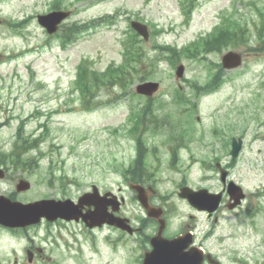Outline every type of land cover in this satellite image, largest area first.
Segmentation results:
<instances>
[{"label":"rangeland","instance_id":"1","mask_svg":"<svg viewBox=\"0 0 264 264\" xmlns=\"http://www.w3.org/2000/svg\"><path fill=\"white\" fill-rule=\"evenodd\" d=\"M52 1L0 0V149L10 148L20 118L36 109L45 115L50 110H58L48 118L49 129L39 141V150L30 152H42L39 167L33 173L10 169L0 179V194L14 193L21 202L61 197L55 186L57 181L54 186L45 184L52 169L56 175L67 176L69 197L88 190L91 184L112 190L125 199L119 213L132 223L138 222L143 208L121 169L136 155L135 142L126 131L130 104L143 103L146 98L117 95L120 91L117 88L111 90L103 86L107 91L96 96L103 102L101 107L83 111L77 108L79 102L72 80L81 59H86L90 68L102 72L113 62L118 63L128 24L130 20H139L146 23L152 33L148 41L142 42L146 56L140 73L145 80H150L152 75L161 83L159 91L151 97V104L163 101L164 110L157 114L164 117L166 132L174 131L177 126L174 120L177 105L171 97L174 90L181 86L191 98L189 85L207 82L214 75L215 66L221 64L223 52L241 53L239 65L224 70L222 86L200 97L196 109L190 110L196 140L178 148L173 163L169 151L176 147L165 140L168 133H154L147 122V128L139 135L147 152V162L156 170L154 184L158 197L155 201L170 211V229L188 221L190 211L186 201L176 195L177 184L185 180L190 186L203 184L217 190L221 185L218 172L207 168L206 163L219 157L224 166L230 164L229 142L232 137L242 138L241 150L228 168V177L242 186L245 198L236 208L228 209L227 197H224L213 226L210 247L215 254L221 253L222 231V254L226 255L222 260L225 257L226 264H236L230 259H240L241 264H263L264 49H254L264 46V27L262 38L258 37L264 20V0H199L187 21L181 0H58L61 9L71 10L62 28L71 23L80 25L103 20L105 15L114 17L110 23L95 22L79 36H68L65 46L60 44L58 34L47 35L36 21L37 14L51 10ZM221 20L239 22L249 39L234 41L219 52L213 50L204 56L182 57L175 65L161 60L150 74L155 43L182 47L208 33ZM159 55L160 51L154 57ZM179 62L184 65V75L177 79L174 69ZM129 88L134 92V85ZM45 115L38 120L30 118L26 133L40 131L38 122L46 119ZM21 177L31 186L15 192L14 185ZM202 177L207 180L203 181ZM163 196L166 199H162ZM209 222L213 223V218ZM79 226L76 222H66L62 227L41 222L26 231H13L0 225V264H29L25 256L28 247L41 248L43 253L31 264H128L138 252L133 236L120 234L111 227L91 231ZM84 248L88 256H80L81 260L75 258L74 254L79 250L83 253Z\"/></svg>","mask_w":264,"mask_h":264},{"label":"trees","instance_id":"2","mask_svg":"<svg viewBox=\"0 0 264 264\" xmlns=\"http://www.w3.org/2000/svg\"><path fill=\"white\" fill-rule=\"evenodd\" d=\"M193 2L194 0H187V2ZM193 4V3H192ZM55 6H57L55 4ZM100 20V19H99ZM97 20V21H99ZM110 21L113 18H109ZM91 23L87 24H69L66 26L60 34L61 40L66 41L68 36L75 35L83 30H86ZM13 26H17L13 24ZM264 27V20L261 21V30L258 34L259 39L262 38V29ZM249 39V35H246L244 26L240 25L239 22L233 20L226 23V20L221 21L220 25L213 28V30L203 37L190 42L180 48L168 44H158L155 43L154 47L159 48L161 53L165 56L171 64L179 61L182 57L195 58L199 55L204 56L210 51H221L223 48L227 47L229 44H234V41L243 42ZM142 40L138 35L129 28L126 34V42H124V51L122 63L119 65H111L104 72L97 71L88 66L85 60L81 61L77 66L76 76L73 80L72 88L76 91L81 103V107L84 109H91L102 101L97 99L96 96L102 95V91H107L109 89L117 88L120 90L117 95H129L137 96L133 91H130V86L134 82L135 78L143 80L144 76L140 73L141 66H143V58L146 56V52L142 47ZM264 49L255 48L254 50ZM150 66H154V60L150 62ZM152 66V67H153ZM215 73L210 79L212 81H223V69L220 64L215 66ZM185 99V98H184ZM184 99L177 95L175 101L183 102ZM41 114L40 111H37ZM156 116L153 115L146 106H139L135 104L131 108V112L128 116V121L132 122L129 130L130 133H137L141 125H146L148 123H155V127L158 128V121H155ZM160 120V119H158ZM26 119L20 120L16 127L15 138L10 146L9 150L0 149V166L4 169L10 168L14 171L19 172H34L35 169L39 167V159L43 156L42 152L39 151L38 154L30 153L33 149L39 150V141L42 138V133L36 137H32L26 134L24 125ZM44 124V125H43ZM42 125L46 129V123ZM181 134H187V130L180 132ZM168 139L171 141H177V138L172 135H168ZM136 141V156L127 167L123 168L122 173L126 178L137 181L140 183H145L149 180L152 172H150L145 167V152L142 147L141 138L135 137ZM173 160V158H172ZM50 170L49 178L45 182L48 186H54L55 181H57L58 190L63 194L65 191L66 176L59 175L54 176ZM14 198V194L9 195Z\"/></svg>","mask_w":264,"mask_h":264},{"label":"water","instance_id":"3","mask_svg":"<svg viewBox=\"0 0 264 264\" xmlns=\"http://www.w3.org/2000/svg\"><path fill=\"white\" fill-rule=\"evenodd\" d=\"M69 15L68 11H52L44 15H38V21L43 25L47 32L52 33L56 30L57 24ZM132 28L146 40L148 38L147 26L139 21H131ZM241 61V55L239 53L228 51L221 56V64L225 69L233 68L239 65ZM183 65H179L176 68L175 74L177 77L182 76ZM158 87L156 82H144L136 86V92L141 94L150 95ZM241 146V141L233 139L232 148L230 154L232 158H235L239 152ZM226 171L222 169V179H224ZM3 177V171L0 169V178ZM28 183L24 180H19L16 185V190H25L28 188ZM136 190L137 198L144 208L148 210V214L156 216L161 213L160 209L151 208L148 203V192L138 184L130 185ZM228 192L231 197L235 199V202L230 207L234 206L243 196L242 190L238 186L229 185ZM180 197L186 198L191 204L195 205L197 208H206L209 211H213L220 200V193H209L205 189H200L198 191H193L187 186L181 187L178 193ZM118 203V202H117ZM114 202V209L117 208V204ZM104 206V205H103ZM103 206H98L96 214L84 215L83 220L87 222L89 226L97 224V218H101V221H107L113 223L116 226L127 229L129 228L126 218L121 217H106V213ZM76 205L70 200H54V199H42L29 203H21L19 201H12L8 197L0 195V224L15 227V226H25L31 223L39 221L40 217L44 216L47 219H54L56 217H69L75 213ZM95 219V220H94ZM185 245L183 239H172L167 240L163 238L154 239V247L156 250L154 253L158 254L160 258L166 259L169 256L168 262H174L180 259L182 252L180 248ZM179 248V249H178ZM179 257V258H177ZM29 258V257H28ZM30 259V258H29Z\"/></svg>","mask_w":264,"mask_h":264},{"label":"flooded vegetation","instance_id":"4","mask_svg":"<svg viewBox=\"0 0 264 264\" xmlns=\"http://www.w3.org/2000/svg\"><path fill=\"white\" fill-rule=\"evenodd\" d=\"M222 160V159H221ZM220 162L219 161H216ZM222 164V163H221ZM203 181L207 180L206 177H202ZM201 186H206L201 184ZM201 186H193L194 189H198ZM209 189V188H208ZM222 190V185L218 188ZM86 207L82 208V210H85ZM190 211L188 213L189 220L185 224V226L175 232L168 233L167 226L163 231V236L165 237H174L179 234H182L185 231H188L190 234V243L186 248H184V251H190L191 249V257L194 261H197L199 259V255L195 249L199 248L204 253L200 255V262L199 264H224L222 263V257L226 255L222 254V231L221 236L219 238L220 244H221V253L215 254L213 250L210 247V238L214 233L213 223L217 221V213H208L207 211H198L196 208L190 206ZM144 219L138 223V227H135L136 231V237L139 240V248H140V256H139V262L138 264H142L144 253L146 251H149L150 246V238L154 236L157 232V222L153 219L147 218L144 215ZM213 218V223L209 222ZM207 253L211 254V260L207 257ZM190 256V255H189ZM225 257L223 259H225ZM235 262L240 263V259H234ZM240 261V262H238ZM151 264H158L157 262H152ZM241 264V263H240ZM246 264V263H245Z\"/></svg>","mask_w":264,"mask_h":264}]
</instances>
